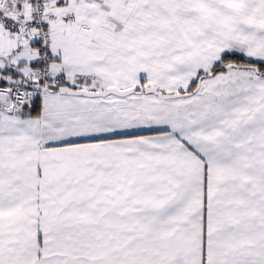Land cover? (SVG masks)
<instances>
[{
  "label": "snow or ice",
  "instance_id": "obj_1",
  "mask_svg": "<svg viewBox=\"0 0 264 264\" xmlns=\"http://www.w3.org/2000/svg\"><path fill=\"white\" fill-rule=\"evenodd\" d=\"M0 264H264V0H0Z\"/></svg>",
  "mask_w": 264,
  "mask_h": 264
}]
</instances>
